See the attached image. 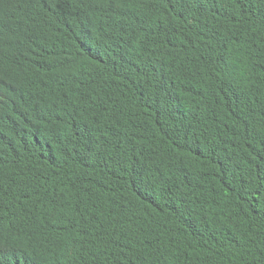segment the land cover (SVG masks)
<instances>
[{
	"label": "trees",
	"instance_id": "16d2710c",
	"mask_svg": "<svg viewBox=\"0 0 264 264\" xmlns=\"http://www.w3.org/2000/svg\"><path fill=\"white\" fill-rule=\"evenodd\" d=\"M0 264H264V0H0Z\"/></svg>",
	"mask_w": 264,
	"mask_h": 264
}]
</instances>
